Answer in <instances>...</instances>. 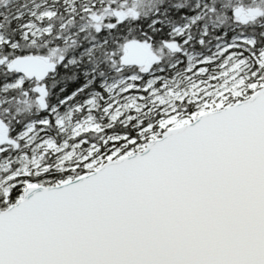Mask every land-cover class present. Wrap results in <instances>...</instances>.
<instances>
[{"label": "snow or ice", "instance_id": "snow-or-ice-1", "mask_svg": "<svg viewBox=\"0 0 264 264\" xmlns=\"http://www.w3.org/2000/svg\"><path fill=\"white\" fill-rule=\"evenodd\" d=\"M0 264H264V0H0Z\"/></svg>", "mask_w": 264, "mask_h": 264}]
</instances>
